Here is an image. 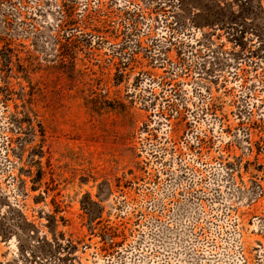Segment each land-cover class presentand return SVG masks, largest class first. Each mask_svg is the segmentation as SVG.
Segmentation results:
<instances>
[{
  "label": "rangeland",
  "instance_id": "rangeland-1",
  "mask_svg": "<svg viewBox=\"0 0 264 264\" xmlns=\"http://www.w3.org/2000/svg\"><path fill=\"white\" fill-rule=\"evenodd\" d=\"M0 264H264V0H0Z\"/></svg>",
  "mask_w": 264,
  "mask_h": 264
}]
</instances>
